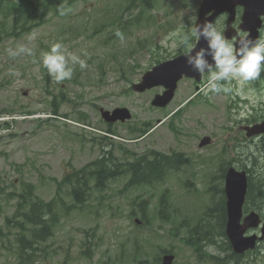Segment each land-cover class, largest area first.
<instances>
[{"label":"rangeland","instance_id":"374dc122","mask_svg":"<svg viewBox=\"0 0 264 264\" xmlns=\"http://www.w3.org/2000/svg\"><path fill=\"white\" fill-rule=\"evenodd\" d=\"M11 1L7 0L2 8ZM200 2L73 0L68 5L67 1L58 7L57 13L49 14L44 25L20 37L7 35L11 20L5 8L0 9V229L3 231L0 264H103L106 257H117L121 250L125 255L130 253L137 238L149 251L143 254V259L153 264L156 250L148 243L153 240L150 227L136 228L130 219L139 201L137 196L142 195L140 199L150 203L153 211L159 196L169 189L170 200L179 210V223L184 218L191 221L203 210L202 200H188L187 204L188 185H193L189 188L191 191H205L216 173L214 160L219 153L227 159L231 153L233 159L241 160V149L233 142L243 140L244 134L236 126L235 130H230L231 122L228 124L226 119L229 92L206 95L203 89L191 106L185 105L184 110L174 116L173 129H169L168 116L186 102L184 98L195 89L194 82L179 83L175 98L166 108L152 104L154 96L164 91L163 87L141 93L130 89L131 83L140 81L146 71L158 64L156 60L164 61L174 57L178 50L188 49ZM142 11L144 14L139 16ZM137 15L142 17L138 25H130L125 33L123 24ZM33 32L36 39L29 40ZM53 43H61L67 52L85 60L87 67L81 69L78 64L73 66L69 62L74 68L71 79L55 81L42 63V53L49 51ZM19 46L31 49L32 55L22 53L12 57L8 54L7 49L17 50ZM242 88L245 95L246 83ZM249 92L246 95L252 96L253 92ZM55 96L58 100L53 106ZM207 98L210 103L206 102ZM101 107L107 110L126 107L132 114L130 120L113 125L118 131V136L112 138L114 145H110L113 156L121 159L120 146L123 145L138 155L153 149L165 153L184 152L190 164L154 187L126 189L124 179L112 181L101 205L95 201L94 206L83 209L59 207L60 222L48 242L40 243L34 253L19 249L18 229L13 223L7 224L16 211L17 199L9 200L5 194L22 192L24 185L32 183L39 197L47 201L54 198L60 189L53 179L61 181L69 161L70 169H78L99 156L100 145L92 137L103 135L108 125L102 119ZM53 110H57L58 115ZM81 114H85L89 124L79 120ZM146 121L154 124L153 132L142 140H133L136 136L130 129L144 128ZM174 127L178 130L174 131ZM204 136H211L214 144L199 149ZM245 151L243 148L242 152ZM261 151L264 155V149ZM242 165L237 162V166ZM247 165L252 166L249 161ZM181 177L187 187L181 184ZM60 191L67 205L72 204L68 187L62 186ZM172 227L171 223L163 225L159 230L162 238L156 243L167 250L173 248L177 257L175 264H209L193 260L189 246L181 240L187 230L182 229L173 238L169 235ZM148 233L151 235L147 236ZM210 250L218 253L216 246H211ZM259 250L260 257H245L242 264H264V243ZM90 251L94 257L87 261L84 256ZM123 264L133 263L127 257Z\"/></svg>","mask_w":264,"mask_h":264},{"label":"trees","instance_id":"16d2710c","mask_svg":"<svg viewBox=\"0 0 264 264\" xmlns=\"http://www.w3.org/2000/svg\"><path fill=\"white\" fill-rule=\"evenodd\" d=\"M65 1L67 0H13L7 6L10 12L6 11L8 16L11 17L10 34L19 35L40 26L45 22L49 11L56 10ZM3 2H6V0H0V8L3 7ZM106 138L103 137V139ZM153 158L151 162L144 161L140 157L137 162L120 163L114 158L109 159L107 155H104L96 163L90 164L80 171L66 174L62 184L69 185L72 195L79 200L90 189V179L88 177L95 178L96 186L102 189L106 187L108 180L126 173H131L129 186L132 184H149L162 178L163 174L166 173V168L177 170V166L188 163V160H185L182 155L170 158L164 154L155 155L153 153ZM147 174H156L160 178L152 176L151 178L155 179H150ZM81 175L87 177L81 178ZM31 191L32 186H29L24 194V199L18 205L16 216L13 219H8L9 225L13 223L15 227L20 229L19 246L26 252L34 250L39 242L48 239L50 235H44L45 230L50 229L51 226L49 225L50 219H47V216L52 215L54 221L58 204L56 201L45 202L44 200H38V198L35 199ZM25 230L30 231V239L24 233ZM0 234H3L1 229ZM137 252L136 250L133 258L137 256Z\"/></svg>","mask_w":264,"mask_h":264},{"label":"clouds","instance_id":"9594fccd","mask_svg":"<svg viewBox=\"0 0 264 264\" xmlns=\"http://www.w3.org/2000/svg\"><path fill=\"white\" fill-rule=\"evenodd\" d=\"M117 35L123 39L121 33L117 32ZM191 35L196 38L197 42L200 40L206 42V47H200L198 50L194 45H189L185 53L186 63L194 72L201 76L205 72L208 73L205 85L206 95L209 92L227 93L231 91V88L221 82L235 80L243 85L247 81L258 78L264 70V36L255 41L246 37L230 40L222 30L208 20L193 28ZM28 39L35 40V32L31 33ZM7 51L12 57L22 53L32 55V50L24 46H19L17 50L9 48ZM69 62L73 66L78 64L81 69L87 67L85 60L67 52L61 43H53L49 51L42 53L43 67L57 82L71 79L74 68L69 66Z\"/></svg>","mask_w":264,"mask_h":264},{"label":"water","instance_id":"95a60500","mask_svg":"<svg viewBox=\"0 0 264 264\" xmlns=\"http://www.w3.org/2000/svg\"><path fill=\"white\" fill-rule=\"evenodd\" d=\"M215 4H218L217 0H204L201 12L198 18L197 25L202 24L205 20L213 21L214 16L209 18H205L206 13L210 11L211 7ZM264 8V0H251L249 4V8L247 9V13L245 16V23L249 24L251 33L253 34L248 39L255 41L258 38V30L257 26L260 25L259 21L257 20V16L255 13L258 11H263ZM256 9V10H255ZM206 47V42L200 40L198 44V48ZM211 58H209L210 60ZM160 71V76L157 80L152 81L151 78L153 75H149L146 77V82L141 85H136L135 88L138 90H144L147 87L158 83H164L167 85L170 90L165 92L164 95L157 96L154 103L157 105H166L173 96V90L176 87L177 80L182 76L185 72L188 75H198L199 73L194 72L186 63L185 56L180 57L174 63H168L167 65L161 66L159 69L156 68L153 73H157ZM151 74V73H149ZM103 116L108 121H116L117 119L125 120L126 118L130 117L129 112L126 109H115L113 113L110 111L102 110ZM242 180V181H241ZM246 191L245 186V178H241L237 173L232 172L228 176V183H227V192L229 194V206L230 209V220L228 223V234L235 246V249L239 252L244 251L249 247H253L255 245L256 236L250 238H244L243 233L245 232L247 226L240 225V217H241V204L244 199V194ZM241 200L238 202L237 200ZM250 224L257 225V222L253 218H249ZM264 232V228H263ZM264 237V236H263ZM262 237V238H263ZM172 255L166 256L164 258L163 263L161 264H172Z\"/></svg>","mask_w":264,"mask_h":264},{"label":"flooded vegetation","instance_id":"af4514ba","mask_svg":"<svg viewBox=\"0 0 264 264\" xmlns=\"http://www.w3.org/2000/svg\"><path fill=\"white\" fill-rule=\"evenodd\" d=\"M241 0L235 1V7L231 11L224 10L222 11L218 18L216 19L215 25L218 27V29L222 30L223 33H225V30L228 26H230L234 30V37H246L249 35V31L244 30L242 28L243 26V17L245 14V6L240 2ZM264 20V16H263ZM261 35L264 34V26L260 30ZM247 118V119H246ZM264 120L263 114H257L254 113V116L246 115L244 123L247 125H253L256 124L259 121ZM250 142H253L256 144L257 147H263L264 146V134H261L257 138H253L249 140Z\"/></svg>","mask_w":264,"mask_h":264},{"label":"bare ground","instance_id":"6f19581e","mask_svg":"<svg viewBox=\"0 0 264 264\" xmlns=\"http://www.w3.org/2000/svg\"><path fill=\"white\" fill-rule=\"evenodd\" d=\"M257 146H258V145H257ZM259 147H260V146H259ZM263 149H264V148H263ZM263 149H262V150H263ZM248 164H249V163H248ZM260 180H261V179H260ZM263 199H264V197H263ZM262 202L264 203V200H263ZM222 256H223V255H222Z\"/></svg>","mask_w":264,"mask_h":264}]
</instances>
